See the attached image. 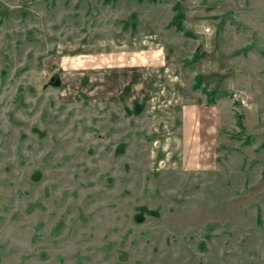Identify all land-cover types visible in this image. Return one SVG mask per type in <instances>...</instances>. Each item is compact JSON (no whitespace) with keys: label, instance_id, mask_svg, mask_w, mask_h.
I'll return each instance as SVG.
<instances>
[{"label":"rangeland","instance_id":"rangeland-1","mask_svg":"<svg viewBox=\"0 0 264 264\" xmlns=\"http://www.w3.org/2000/svg\"><path fill=\"white\" fill-rule=\"evenodd\" d=\"M0 264H264V0H0Z\"/></svg>","mask_w":264,"mask_h":264},{"label":"trees","instance_id":"trees-1","mask_svg":"<svg viewBox=\"0 0 264 264\" xmlns=\"http://www.w3.org/2000/svg\"><path fill=\"white\" fill-rule=\"evenodd\" d=\"M175 23H176V22H175ZM176 28L179 29V30H182L183 27H182L180 24H176ZM184 33L187 34V35H190V34H188L187 32H184ZM198 83H199V84H197V85H200V80L198 81Z\"/></svg>","mask_w":264,"mask_h":264}]
</instances>
